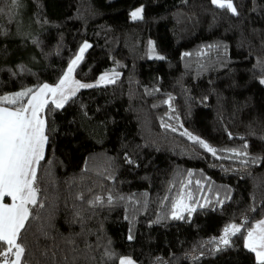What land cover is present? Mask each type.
Returning a JSON list of instances; mask_svg holds the SVG:
<instances>
[{
    "label": "trees",
    "instance_id": "16d2710c",
    "mask_svg": "<svg viewBox=\"0 0 264 264\" xmlns=\"http://www.w3.org/2000/svg\"><path fill=\"white\" fill-rule=\"evenodd\" d=\"M234 3L238 16L210 0H0V95L56 84L84 42L76 80L119 74L42 114L45 207L22 233L28 264H102L105 248L136 264H257L244 236L264 218V160L231 150L264 157V0ZM179 198L196 209L184 219L172 217ZM229 224L242 232L217 251L209 241Z\"/></svg>",
    "mask_w": 264,
    "mask_h": 264
},
{
    "label": "snow or ice",
    "instance_id": "6c2138e0",
    "mask_svg": "<svg viewBox=\"0 0 264 264\" xmlns=\"http://www.w3.org/2000/svg\"><path fill=\"white\" fill-rule=\"evenodd\" d=\"M210 2L217 8L227 10L234 16L240 14L234 0H210ZM11 3L15 5L17 0H11ZM2 11L3 9H0V12ZM143 11V7L132 11L131 19H142ZM91 46L87 42L82 44L79 53L68 64L67 70L58 83L54 85L43 83L35 89L26 88L11 95H0V264H28L25 259L27 247L22 240V233L29 230L31 220L38 218L39 214L34 215V210L45 207L40 199L41 189L38 173L41 161L45 159V148L49 138L46 134L47 119L42 114L50 103L57 109L62 108L71 97L75 96L79 89L97 86L81 83L73 75L76 66L83 59L85 51ZM149 52L150 54L155 53V46L151 41L149 42ZM185 55L189 54L185 53ZM154 58L164 59L163 56L158 55ZM118 77V73L113 72L111 76L106 73L100 76L99 82L115 83ZM259 83L264 85V78L260 79ZM172 99V97H169L165 101L170 108ZM171 110L175 111V109ZM162 126L176 131L175 128L166 123L162 122ZM182 135H187L213 156L216 155V149L199 137L187 132L182 133ZM229 136L231 137V133H229ZM247 147L248 145L245 144V151H231L237 157H248L241 161L245 165L260 163L264 160V157H249L246 151ZM127 162L133 163L131 159H127ZM6 198H10L11 202L6 203ZM77 199H83V196H78ZM188 199H191L190 194ZM107 202L109 204L113 202L111 194L107 196ZM87 203L95 207L102 205L104 199L97 195ZM220 203L222 204L223 201H220ZM203 206L201 205V207ZM172 209L174 219H184V212L191 214L196 210L195 207L185 203L183 198L173 202ZM242 227L237 224H229L223 229V234L218 239L214 237L209 243L217 245L215 249L217 251L220 250V246H230V237L241 233ZM39 230L42 235H48L43 226ZM128 239L132 240L133 236L129 234ZM66 243L73 244L74 241L68 240ZM244 248L255 254L257 264H264V219L249 227L244 236ZM41 254L48 257L49 260L56 256L54 251L49 256V250H45ZM114 258L118 259V264H136L131 257H117L110 248H105L102 254V264ZM63 264H68L67 257L64 258Z\"/></svg>",
    "mask_w": 264,
    "mask_h": 264
},
{
    "label": "rangeland",
    "instance_id": "374dc122",
    "mask_svg": "<svg viewBox=\"0 0 264 264\" xmlns=\"http://www.w3.org/2000/svg\"><path fill=\"white\" fill-rule=\"evenodd\" d=\"M18 1H19V0H17V2H18ZM15 5H16V9L18 10V9H19V4L16 3ZM140 7H142V6H141V5H137V6H135L134 8H132V9L128 12V16H129L130 19H131V12L134 11V10H136L137 8H140ZM78 53H79V51H78ZM78 53H77V54H78ZM77 54H76V55H77ZM74 58H75V57H74ZM74 58H73V59H74ZM66 70H67V69H66ZM262 78H264V76H260V77H259V80L262 79ZM100 83H101V82H99V79H97V80L94 82V84H100ZM227 183H228L229 186L232 185V182H231L230 180H229ZM179 199H180V198H179ZM184 202L187 203V202L185 201V199H184ZM223 207H224V206H223ZM263 219H264V218H263ZM254 225H255V224H254ZM120 257H129V256H127V255H121ZM117 264H118V263H117Z\"/></svg>",
    "mask_w": 264,
    "mask_h": 264
},
{
    "label": "crops",
    "instance_id": "0c3cea01",
    "mask_svg": "<svg viewBox=\"0 0 264 264\" xmlns=\"http://www.w3.org/2000/svg\"><path fill=\"white\" fill-rule=\"evenodd\" d=\"M67 67H68V66H67ZM66 69H67V68H66ZM66 69H65V71H66ZM65 71H64V72H65ZM62 75H63V74H62ZM60 78H61V77H60ZM57 83H58V82H57ZM53 85H54V84H53ZM5 202H6V203H10V202H11L10 198H6V199H5ZM254 255H255V254H254Z\"/></svg>",
    "mask_w": 264,
    "mask_h": 264
}]
</instances>
